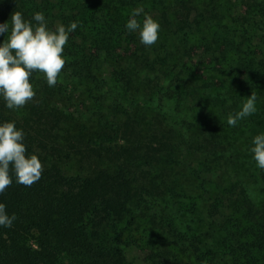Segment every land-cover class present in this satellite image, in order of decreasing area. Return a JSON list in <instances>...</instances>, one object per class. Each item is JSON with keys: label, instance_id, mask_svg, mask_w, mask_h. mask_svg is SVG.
Here are the masks:
<instances>
[{"label": "trees", "instance_id": "1", "mask_svg": "<svg viewBox=\"0 0 264 264\" xmlns=\"http://www.w3.org/2000/svg\"><path fill=\"white\" fill-rule=\"evenodd\" d=\"M138 8L160 24L150 47L125 29ZM14 11L78 27L54 87L34 73L23 108L0 98L44 167L0 194L17 217L0 264H264V170L243 139L264 127V0H0V23Z\"/></svg>", "mask_w": 264, "mask_h": 264}, {"label": "clouds", "instance_id": "2", "mask_svg": "<svg viewBox=\"0 0 264 264\" xmlns=\"http://www.w3.org/2000/svg\"><path fill=\"white\" fill-rule=\"evenodd\" d=\"M141 13L142 8L134 9L125 29L138 33L140 43L150 47L159 38L160 24L146 13L141 23L137 19ZM77 27L78 22H71L50 28L43 12H36L29 19L21 11H14L9 21L0 23V37L7 34L0 42V98L7 109L16 111L34 99L36 91L31 82L34 73L42 74L49 87L58 83L66 65L65 48ZM256 100L254 94L248 97L239 111L228 115L227 124L235 127L253 115L257 111ZM24 141L25 133L15 121L0 123V194L12 185L13 175L15 183L25 187L42 178L43 163L37 155L27 153ZM248 151L257 168L264 170V133L252 138ZM16 219L0 203V228H11Z\"/></svg>", "mask_w": 264, "mask_h": 264}, {"label": "rangeland", "instance_id": "3", "mask_svg": "<svg viewBox=\"0 0 264 264\" xmlns=\"http://www.w3.org/2000/svg\"><path fill=\"white\" fill-rule=\"evenodd\" d=\"M3 37H0V42H2ZM6 38V37H5ZM259 133H264V127H252L250 128V130L245 134L243 135V139H246L250 136H253V135H257ZM242 137H240V140H241ZM242 142V141H241ZM252 164L254 163V160L252 159ZM131 259H133L135 262L139 263L141 261V259L143 258V253L139 250H133L129 253Z\"/></svg>", "mask_w": 264, "mask_h": 264}]
</instances>
